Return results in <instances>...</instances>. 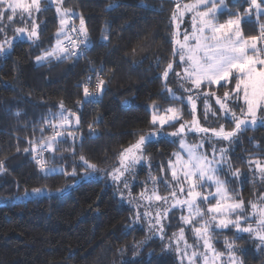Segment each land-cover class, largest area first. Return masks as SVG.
<instances>
[{
    "label": "trees",
    "instance_id": "1",
    "mask_svg": "<svg viewBox=\"0 0 264 264\" xmlns=\"http://www.w3.org/2000/svg\"><path fill=\"white\" fill-rule=\"evenodd\" d=\"M227 3L232 11L247 7L245 0ZM64 6L85 19L91 41L85 57L43 65L36 62L41 48H49L55 41L59 17L54 6L37 14L39 47L15 40L9 54L0 56V161L6 169L5 182L0 184V264H179L175 252L165 245L183 226L189 239V227L179 218L181 210L174 208L168 213V219L163 221L166 238L161 240L149 235L144 219L134 220V208L106 182L108 173L119 165L118 153L134 143L139 134L150 130L148 106L153 101L161 108L169 106V101L162 98L167 96L162 70L173 59L170 16L174 0H64ZM219 19H227V14ZM75 22L79 23V19ZM243 31L245 36L258 34L255 15L243 25ZM103 33L108 34V41L102 40ZM8 35H13L11 28ZM90 67L106 82L103 92L91 101L83 95ZM168 85L176 87L172 74ZM89 87L95 90L92 84ZM223 91L218 90L217 95L222 96ZM61 101L76 114L73 121L79 117V125L75 143L68 138L57 146L59 152L52 166H62L69 173L75 167L76 175L45 176L24 149L30 148V140L40 139L41 127L45 136L51 135V128L43 121L50 118V112L59 111ZM174 103L183 109L184 119L190 120L189 108ZM202 110L198 107V115ZM174 130L168 128L166 132ZM189 138L193 140L194 136L187 135ZM249 138L264 148V127L249 130L230 147L225 145L233 168L248 176L247 181L235 180L229 185L243 198L246 208L248 201L264 193V183L258 176L253 177L245 162L250 155L260 154ZM178 139L165 134L146 144L148 166L138 169L133 174L135 179L161 174L165 179L171 177L167 163L174 159ZM81 154L98 165V177L81 179L85 175ZM161 166L166 171L162 172ZM130 185L133 197L143 191L142 181ZM34 188L43 189V194L15 199ZM163 192L165 189L160 191ZM183 214L187 215V211ZM235 236L234 229H224L222 233L217 229L213 232L214 246L223 251L225 238L232 240ZM240 236L235 244L243 264H264L259 243L253 246L246 234Z\"/></svg>",
    "mask_w": 264,
    "mask_h": 264
},
{
    "label": "snow or ice",
    "instance_id": "2",
    "mask_svg": "<svg viewBox=\"0 0 264 264\" xmlns=\"http://www.w3.org/2000/svg\"><path fill=\"white\" fill-rule=\"evenodd\" d=\"M174 3L170 16L173 59L162 70L163 88L167 93L162 98L169 101V106L161 108L152 102L150 130L139 134L134 143L118 153L119 165L114 166L108 175L118 185L120 198L135 205L134 220H146L149 231L161 240L166 238L162 220L168 219L173 208L181 210L180 221L191 226L195 243L188 242L184 227L168 238L165 248L175 252L179 264H243L235 244V240L242 238L239 234H249L264 252V193L248 201L246 208L240 194L230 189L229 185L235 180L244 182L248 176L239 168H233L229 147L249 130L264 127V22H260L264 20V0H245L247 7L237 11L229 9L227 0H174ZM53 5L59 17L55 44L41 48L35 57L36 62L43 65L53 60L79 59L86 55L91 41L85 19L82 14L65 7L64 0H0V56L9 54L15 40H26L39 47L41 32L37 14L48 11ZM225 13L227 19L221 21L219 17ZM252 15L258 22V34L245 36L243 25ZM185 16L190 17L191 24L182 28ZM77 18L79 26L74 22ZM17 20L20 26H16ZM9 28L12 36L8 35ZM101 38L108 41L109 36L103 33ZM170 74L176 78L175 88L168 85ZM96 79L95 92H103L105 80L99 74ZM90 84L91 77L83 84L84 98L89 101L95 98ZM220 89L224 90L222 96L217 95ZM174 102L189 108L191 120L184 119L183 109ZM198 104L203 106L204 121L211 116L217 126L201 123ZM75 115L61 101L59 111L50 112V118L43 121L51 128V135L45 136L44 127H41L40 139L30 140V148L24 149L30 152L45 176L53 173L76 175L75 167L69 173L62 166H52L59 152L57 146L68 138L74 143L77 139L79 117L73 121ZM226 124L230 127L226 128ZM89 127L92 130V126ZM168 128L175 130L166 132ZM188 133H195L197 142L189 143ZM165 134L179 138V149L172 153L174 159L170 158L167 163L171 181H157L150 175L152 187L145 186L138 196L133 197L126 174L146 159L144 146ZM217 141L227 142L229 147L217 146ZM249 142L260 154L250 155L245 162L253 177L258 176L264 183V148L255 143L254 138H249ZM206 144L208 150H205ZM46 152L52 155L45 157ZM79 160L85 171L81 179H89L99 170L98 165L84 155L81 154ZM5 170L4 162L0 161V172ZM161 171H166L164 166ZM222 176L233 179H222ZM159 183L165 185L163 195L158 191ZM43 192L41 188H34L31 195L40 196ZM24 195L27 197L30 193L26 190ZM185 210L187 215L183 214ZM217 229L221 233L224 229H234L236 233L235 239L225 238L223 251L216 249L213 243V232Z\"/></svg>",
    "mask_w": 264,
    "mask_h": 264
},
{
    "label": "rangeland",
    "instance_id": "3",
    "mask_svg": "<svg viewBox=\"0 0 264 264\" xmlns=\"http://www.w3.org/2000/svg\"><path fill=\"white\" fill-rule=\"evenodd\" d=\"M185 2H187V0H185ZM54 6V5H53ZM54 8H55V6H54ZM18 21V20H17ZM190 24H191V20H190V17L189 16H185V18H184V23L181 25V27L182 28H184V27H190ZM18 26H20V25H18ZM55 44V41H54V43H53V45ZM93 92V94H94V97H97L98 95H99V93H96L95 92V90H93L92 91ZM212 103L214 104V100L212 101ZM198 107H202V109H203V106H202V104L200 105V104H198ZM148 110H149V112L151 113V110H150V106H148ZM203 111V110H202ZM201 116V117H200ZM198 117H199V119H200V121H201V123L203 124V125H205V126H212V127H215V126H217L216 125V122H215V118H213V117H209L210 119H211V121H204V118H203V115H198ZM191 120V119H190ZM208 122H210V123H208ZM187 135H193L194 136V139L193 140H191L190 138H189V140H188V142L189 143H195V142H197V136H196V134L195 133H188ZM223 143V146H225V145H227V142H224V141H217L216 143ZM217 146H219L218 144H217ZM208 145L206 144L205 145V150H208ZM178 149H179V143H178ZM178 149H177V151H178ZM144 166L146 167V166H148V164H147V160L145 159V160H143V161H141L139 164H137L136 166H135V168H133L132 170H131V172L130 173H128V174H126V177H127V179L129 180V183L131 184L132 183V185L133 184H136V183H138L139 181H142V183H143V190H144V188H145V186H147L148 188H151L152 187V183H151V181H150V179H149V175H147V177H146V179L145 180H143V179H135V177L133 176V174H135L136 172H137V170L138 169H142V168H144ZM55 167H59V166H55ZM147 168V167H146ZM169 173V172H168ZM170 175H171V172H170ZM99 175H96L95 173L93 174V176L91 177V178H89V179H93V178H95V177H98ZM156 177V179H157V181H160L161 179L162 180H164L165 178H164V175H160V176H155ZM89 179H84V180H89ZM171 177H169L167 180L168 181H171ZM3 182H5V177H4V172H0V184H2ZM106 182L109 184V185H111L114 189H115V191H116V194L118 195V196H120L119 194H118V192H117V187H118V185L117 184H114L113 183V181H112V179L109 177V175H107V180H106ZM120 187L122 188V185H120ZM165 189V185L164 184H162V186H161V184L159 183V186H158V191L160 192V191H163ZM206 191H207V189H206ZM29 193H30V195L29 196H27V197H25V195H24V193L23 194H21L20 196H17L15 199L16 200H19V199H26V198H28V197H33V195H31V192L32 191H28ZM142 191H139V193H141ZM160 194H165V192H163V193H160ZM138 196V195H137ZM127 203H128V200L127 199H124ZM0 202H2V199L0 198ZM128 204H130V203H128ZM133 208H134V213L136 214V207H135V205L134 204H130ZM174 209V208H173ZM175 209H179V208H175ZM141 211H143V209H140ZM135 214H134V217H135ZM180 218V217H179ZM163 221L164 220H162V223H163ZM145 222H146V224H147V229H148V233H149V226H148V223H147V221L145 220ZM185 226H187V227H189V230H188V232H187V234H188V236H189V239H188V242L189 243H195V236L192 234V232H191V226L190 225H185ZM184 227V226H183ZM247 235L248 237H249V234H247V233H243V234H241V235ZM149 235H153L154 236V234L152 233V232H150V234ZM240 235V234H239ZM155 236H158V235H155ZM249 241H250V244H252L253 246H256V244L257 243H259L258 241H256V240H254V239H251L250 237H249ZM224 250H225V246H224Z\"/></svg>",
    "mask_w": 264,
    "mask_h": 264
},
{
    "label": "built area",
    "instance_id": "4",
    "mask_svg": "<svg viewBox=\"0 0 264 264\" xmlns=\"http://www.w3.org/2000/svg\"><path fill=\"white\" fill-rule=\"evenodd\" d=\"M75 22V21H74ZM75 24L77 25V26H79V23H77V22H75ZM86 55H84V56H81V57H85ZM94 68H92V67H90L89 68V74L86 76V81L88 80V78L89 77H91V84L94 86V88H95V85H96V83H97V79H96V76H95V73H97V72H95L94 73V70H93Z\"/></svg>",
    "mask_w": 264,
    "mask_h": 264
}]
</instances>
